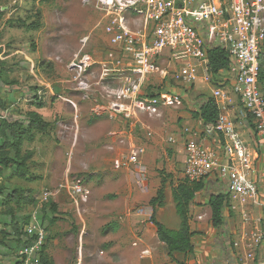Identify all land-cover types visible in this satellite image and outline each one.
<instances>
[{"label":"rangeland","instance_id":"374dc122","mask_svg":"<svg viewBox=\"0 0 264 264\" xmlns=\"http://www.w3.org/2000/svg\"><path fill=\"white\" fill-rule=\"evenodd\" d=\"M104 7L107 5L97 0L89 3L83 0H0V120L26 122L31 107L36 108L35 102H41L42 107L36 108L38 115L49 122L45 132L35 131L33 140L21 146L22 154L32 152L28 169L34 175L33 180L14 178L10 170H4L0 176V243L3 244L6 236L3 225L10 220L6 217L9 214L4 213L6 210L13 211L20 222L22 216L37 211L49 232L42 249L51 245L60 258H65V264H145L149 258L139 257L140 243L133 246L140 237V223L145 218L138 216V210L151 207L149 200L162 179H165V205L170 204V186L177 185L183 178L179 167L181 154L177 151L181 136L174 133L179 138L171 144L167 141L168 131H161V145L151 155L148 149L147 191L140 190L131 177L118 168L120 154L126 146L107 136L115 123L105 117H93L90 111L100 92L105 94L99 82L101 62L112 60L119 53V47L111 45L103 31L107 13ZM126 16L132 29L142 26L136 16ZM86 35L89 40L84 51L92 56L89 78L94 89L89 100H83L81 92L74 89L73 73L67 69L73 55L81 48L80 39ZM165 59L167 57L159 61V69L166 71L165 80L161 79L160 72L156 73L146 84L149 90L181 88L177 80H172L180 62ZM260 62L264 83V54ZM118 79L116 76L114 82L110 81L111 87L118 85ZM216 81L218 79L212 82ZM200 85L205 86V94L210 96L211 82L203 81ZM183 101L186 109L193 105L187 99ZM142 116L145 126L157 130L153 126L158 122L155 117ZM146 130L137 126L136 132L142 134L140 141L149 146L151 141L146 139ZM241 135L248 139L246 134ZM211 136L216 138L215 133ZM9 153L14 156L13 150ZM74 182H81L89 189L87 199L74 202L61 191L46 203L39 201L41 192ZM205 184L206 195L210 192L226 194L223 183L214 177L205 180ZM16 188H31L34 202L4 203L5 196ZM206 195H200L201 200ZM227 198L222 226L210 232L203 229L199 232L201 236L196 234L193 239L194 250L189 254L191 264H252L246 260L247 255L255 252L258 257L262 243L255 246L253 236L261 230L257 222L259 211L250 206L249 201L230 195ZM171 208L169 206L164 214L157 208L156 216L168 223V227L178 228L180 220ZM202 212L206 214L200 221L209 224L207 210ZM199 238L205 240L199 241ZM159 253L166 256L165 245ZM167 261L172 263L170 258Z\"/></svg>","mask_w":264,"mask_h":264},{"label":"built area","instance_id":"2783aa9c","mask_svg":"<svg viewBox=\"0 0 264 264\" xmlns=\"http://www.w3.org/2000/svg\"><path fill=\"white\" fill-rule=\"evenodd\" d=\"M89 2L83 0V3ZM97 2L107 5L103 8L107 13L102 27L111 45L119 47V53L112 60L101 62L99 82L105 94L100 92L90 111L93 117L128 125L110 130L107 136L126 146L120 154L118 168L142 191L148 189L143 163L147 145L135 140V132L137 126L146 128V139H149L154 131L145 127L140 117H158L162 107L173 106L181 98L179 93L149 90L146 86L158 72L161 79L166 78V71L159 69V61L165 57V60L179 61V70L173 72L172 80L192 86L198 80L212 81L209 49L219 47L227 52L228 67L223 69V76L210 92L218 111L217 118L203 128L209 136L215 133L218 144L207 146L200 141L198 131L183 128L180 133L184 147L182 176L190 183H205L214 177L223 183L227 195L249 201V205L259 211L257 222L261 230L253 237L255 246L262 243L261 248L257 258L253 252L246 260L264 264V83L259 79L264 54V0ZM126 14L139 18L142 26L132 29ZM88 40V35L80 39L81 48L67 64V69L73 73L74 89L81 92L83 100H89L94 93L89 78L92 56L84 51ZM116 76H119L118 85L111 87L110 81L114 82ZM242 130L249 135L248 139L242 138ZM177 138L170 135L167 141L174 144ZM61 191L74 202L85 200L90 194L84 184L74 182L41 192L39 201L46 203ZM138 214L150 219L152 208H140ZM242 214L247 216L245 211ZM24 233L29 243L18 251L14 264H41L46 229L37 211L30 213ZM140 242L138 237L133 246ZM149 255L146 249L140 251L142 258Z\"/></svg>","mask_w":264,"mask_h":264},{"label":"trees","instance_id":"16d2710c","mask_svg":"<svg viewBox=\"0 0 264 264\" xmlns=\"http://www.w3.org/2000/svg\"><path fill=\"white\" fill-rule=\"evenodd\" d=\"M208 64L212 75L217 74L220 70L227 69L229 60L228 54L223 48L214 47L208 50L207 53ZM262 67L260 62V76L261 81ZM36 108H41V102H35ZM217 108L211 97H208L199 108L193 112L195 118H198L203 124L213 123L217 118ZM27 122V124H25ZM23 122L19 119L8 120L1 118L0 120V139L2 144L0 146V176L3 175L4 170H10L14 178L32 181L34 175L31 174L28 161L31 159L32 152L26 151L21 153V146L25 141H31L34 137L35 131L45 132L49 127V122L43 120L35 111H29L27 121ZM9 150L14 151V156L9 153ZM165 179H162L160 187L156 195L149 200L152 208L150 221L156 227V234L158 240L166 245L167 255L176 264H184L180 261L177 255H187L193 252V244L191 238L195 234L194 231L189 230L188 226V213L189 205L195 199L196 194L204 189L205 183L203 181L190 183L184 178L177 183L171 185V198L175 207L176 214L180 220L177 229H170L165 224L156 219V209L165 205ZM33 190L31 188H16L10 194L5 196L4 203H26L32 204ZM208 206L211 211L210 221L214 228H220L223 224V209L228 206L227 194L212 193L208 198ZM13 211L6 210L4 213L13 215ZM30 214L23 216L21 222L13 223V234L16 236L17 241L21 242L24 246L29 243L25 238L24 227L29 222ZM42 219V218H41ZM21 225V226H19ZM46 229V228H45ZM21 237V238H20ZM15 239V238H14ZM46 242V240H45ZM21 245V246H22ZM41 264H55L53 259L46 254L44 249L40 253Z\"/></svg>","mask_w":264,"mask_h":264},{"label":"crops","instance_id":"0c3cea01","mask_svg":"<svg viewBox=\"0 0 264 264\" xmlns=\"http://www.w3.org/2000/svg\"><path fill=\"white\" fill-rule=\"evenodd\" d=\"M176 66H178V68H179L180 63H179V65H176ZM222 76H223V70L219 71L215 75H212V81H215L218 78H221ZM228 78H229V75L227 74L225 79L227 80ZM212 81H211L212 85L210 88H212V86L214 84V82H212ZM176 82L181 85V88H179V89L161 88L164 90H168L170 92L179 93L181 95V98H180V101L177 102L176 104H174L173 106H168V107L164 106L160 109V116L155 117V119H154V120H158V122L156 121V124L153 125L157 130H154L153 128L145 126L146 121H144L145 120L143 118L144 116L140 117V121L144 124V126L147 128H150L154 131V135L148 139L149 140L148 142L151 141L150 145L147 146V151L149 149V153H148L149 155L154 153L155 149H157L159 147V145H161V143L163 142V139H162L163 137L161 135V131H164V130L168 131L166 135L170 136V135H174V133L175 134L181 133L183 128H185V127L192 128L193 130L198 131L199 139L205 145L214 147L218 144L216 138H214L213 136H209L203 132L204 124L198 118H195L193 115V112H195L199 108V106L208 97H211V95L207 96L205 94V91H206L204 89L205 86L200 85L203 82V80H198L192 86L187 85V84H183V83L178 82V81H176ZM227 85H229V84L227 83ZM210 88H209V90L211 92ZM185 99H187L189 102H193V105L190 106L189 109H186L184 106L183 100H185ZM29 111H35L37 114L39 113L38 109H36L34 107H31V109ZM110 122H112V121H110ZM113 123H115L113 125V126H115V128L113 127L114 129H119V128L128 126V125H125L121 121L113 122ZM242 131H243V134H246L249 137V135L246 133L245 130H242ZM140 135H142V134L135 132V140L137 142H141L140 141L141 140ZM178 140H179L178 141L179 145H177V149H178L177 151H178V153L181 154V156L179 157L180 162H181L179 164V167H180V169H183L184 147H183L182 138H179ZM147 151H146V153H147ZM146 156L147 157H145V160L143 161L145 168H146L145 162L150 158V156H148V155H146ZM158 188L159 187H157L154 190L152 197H154L156 195ZM204 188H206V187H204ZM203 191H204V189L199 191L196 194L195 199L189 205L188 226H189L190 231L195 232V234L191 238L192 244H193V239L195 238V236H197V235L201 236V234L199 232H201L203 229L210 232L214 228L211 225V221L209 222V224H207L206 222L200 221V219L203 218V216L206 214V213L202 212L205 209L207 210L208 217L210 219L211 211H210V208L208 206V198H209L210 194L215 193V192H210L206 195V194H204ZM200 195H202V196L206 195V197L203 200H201ZM169 202H170V204L168 206L164 205L163 207H159L160 211L164 214L165 210L168 209L169 206H172V208H171V209H173L172 212L174 211V213L176 214L175 207H174V204L172 202L171 196H170ZM196 203L201 204V205H196ZM203 204H205V205H203ZM225 208L223 209V211L225 210ZM157 213H159V212L156 210V215H157ZM17 214L21 215V213H17ZM138 216H142V215H138ZM176 216H177V214H176ZM6 217L10 218V220L5 221V224L3 225L4 229L6 230V232H5L6 236H5V239L3 240V244L0 243V264H14L18 258L17 257L18 251L23 248V245L21 244V242L17 243L16 241L13 240L14 238L16 239L17 237L14 236V234H13L12 221H13V223L19 222V217L14 216V215H12V216L7 215ZM156 219L159 221L162 220L161 217L159 219V215H158V218L156 216ZM160 222H162L166 226L168 225V223H166L163 220ZM56 223H58V225L60 224L59 222H56ZM140 225L142 227V232L140 234V238H141L140 245L142 248L141 250L146 249L150 253V255L148 257H145V259H147V258H149V259L145 260L144 263L145 264H176L171 259L170 260L172 261V263H169L167 261V259L169 258V256L167 255V248H166V256L159 253V250H163V247L165 244L158 240V237L156 234V227L154 226V224L148 218L145 217L142 219V222L140 223ZM19 226H21V225H19ZM53 227H55V225L52 226V228H50V229L52 230ZM168 228L177 229V228H171L170 226ZM214 229H217V228H214ZM48 233L49 232L47 231L46 237L48 236ZM202 240H205V239L199 238V241H202ZM125 244H127V242H125ZM165 247H166V245H165ZM154 250H156L157 253L153 252ZM193 250H194V248H193ZM44 251L49 255V257H51L53 259L55 264H65V258H63V259L60 258L58 253H56V251H54V248L51 247V245H49V247L45 248ZM129 252H131V251H129ZM189 254H187L186 256H184V255L179 256L176 254V257L180 261H184V264H191L192 262L191 261L189 262ZM139 257L142 258L140 256V254H139Z\"/></svg>","mask_w":264,"mask_h":264}]
</instances>
